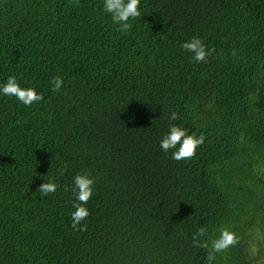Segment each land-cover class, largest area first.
Returning <instances> with one entry per match:
<instances>
[{
  "label": "trees",
  "instance_id": "1",
  "mask_svg": "<svg viewBox=\"0 0 264 264\" xmlns=\"http://www.w3.org/2000/svg\"><path fill=\"white\" fill-rule=\"evenodd\" d=\"M103 3L0 0V85L44 94L0 92V264H207L201 227L240 236L213 264H264V0H141L127 33ZM194 36L206 63L181 47ZM173 123L206 137L190 160L160 148Z\"/></svg>",
  "mask_w": 264,
  "mask_h": 264
},
{
  "label": "clouds",
  "instance_id": "2",
  "mask_svg": "<svg viewBox=\"0 0 264 264\" xmlns=\"http://www.w3.org/2000/svg\"><path fill=\"white\" fill-rule=\"evenodd\" d=\"M140 3L141 0H104L103 11L110 14L113 24L118 26L117 31L127 33L132 27L129 21L141 16ZM181 47L191 53L190 59L193 63H206L216 51L215 48H209L202 38L196 36L183 42ZM63 84L62 77H53L51 81L52 91L59 92ZM0 92L5 96L15 97L25 106H31L44 99V94L38 92L35 87H22L16 76H9L6 82L0 85ZM170 119L176 121L178 113L172 112ZM205 139L203 133L199 135L194 132L189 134L188 129L173 123L161 138L160 148L165 153L171 150V158L175 161L190 160L196 155L197 149L205 143ZM241 140H243V135H241ZM95 183V178L88 172L78 173L73 178L76 202L73 204L75 210L71 214V227L76 231L87 230V225L82 224V221H85L91 214L87 204L93 196ZM57 188L58 185L55 182L48 181L42 183L37 192L46 196L55 193ZM207 236V228L201 227L193 234L192 238L194 247L208 250L207 264H213L218 253L225 252L240 242V236L227 227L221 228L219 235L215 238L208 239Z\"/></svg>",
  "mask_w": 264,
  "mask_h": 264
}]
</instances>
